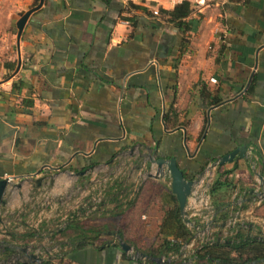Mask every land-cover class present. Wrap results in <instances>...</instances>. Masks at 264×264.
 <instances>
[{"label": "crops", "instance_id": "0c3cea01", "mask_svg": "<svg viewBox=\"0 0 264 264\" xmlns=\"http://www.w3.org/2000/svg\"><path fill=\"white\" fill-rule=\"evenodd\" d=\"M39 3L0 0V179L29 176L48 184L49 174L67 171L80 185H108L126 176L137 192L132 208L143 196L142 217L156 208L159 229L175 200L166 179H141L156 170L150 154L175 156L193 179L210 160L247 145L251 160L235 159L223 169H234L229 177L236 182L237 203L249 197L241 194L243 188L259 189L264 0H206L180 26L153 12L174 9L171 0H43L18 41L17 22ZM247 202L248 208L239 210L242 217L254 232L264 230V201ZM38 211L35 223L20 210L2 211L6 230L0 241L29 244L53 264H163L133 259L113 231L94 244L81 240V246L59 234L48 246L13 240L12 235L41 226L45 236L62 229ZM77 211L80 219L96 214L100 219L105 208ZM108 223L116 224L109 219L98 225ZM223 224L220 232L227 231ZM152 242L131 245L146 250Z\"/></svg>", "mask_w": 264, "mask_h": 264}, {"label": "trees", "instance_id": "16d2710c", "mask_svg": "<svg viewBox=\"0 0 264 264\" xmlns=\"http://www.w3.org/2000/svg\"><path fill=\"white\" fill-rule=\"evenodd\" d=\"M193 10L194 7L192 4L188 1H184L177 4L172 10H159V14L161 15L163 12L165 15L169 16L171 22L180 26L185 22V18L188 17ZM253 88L254 85L251 84L248 92L252 93L254 90ZM223 166L224 165H220L218 167L216 179L211 191L213 204L217 208V221H219V223L227 222L230 216L233 217L236 211L247 209L249 206V203L245 201L237 203L240 195L234 199L232 198L236 182L229 176L233 173L234 169H223ZM251 189L243 188L241 194L249 196V191ZM136 194L135 188L132 187L131 183H128L126 176H122L116 179L113 184L106 185L104 197L101 201H90L87 206L93 207L96 205L99 210L100 208H105L102 217H119L134 207L136 203ZM173 197L175 200V208L166 215L163 223L164 228L159 232L160 234H170L172 237H162L146 250L137 248L139 251L151 254L157 258L162 256L169 258L172 255L178 254L182 246L194 238V231L184 223L178 200L174 194ZM106 203L112 204V206L106 209ZM85 210L83 209L81 211ZM78 211L70 213L71 219H69V223L59 231H53L51 239L55 237V234H59L65 237L71 244L78 243L81 240L94 244L99 235H106L108 231H118L124 238L123 231L117 226L115 229L114 226L116 224L86 225L80 221ZM170 220L174 222L173 226H169L168 222ZM251 226V221L242 217L234 226L228 227V230L231 231L232 234H229L227 237L222 238L217 231L214 241L205 243L201 248L197 249L196 253L193 255L194 264H250L256 260L263 259L264 230L254 232ZM43 230L44 228L41 226L39 230L30 229V231L27 230V232L23 233L21 236L12 235V238L13 240L16 238H21L22 240L37 238L41 240L45 236V233L42 232ZM48 234L49 233H47V235ZM125 241L129 244L132 243L126 239ZM102 243L105 244L106 240ZM77 245L81 246L83 243H78ZM174 260L175 259H173V262ZM173 262L168 264H173ZM44 264L53 263L45 260Z\"/></svg>", "mask_w": 264, "mask_h": 264}, {"label": "rangeland", "instance_id": "374dc122", "mask_svg": "<svg viewBox=\"0 0 264 264\" xmlns=\"http://www.w3.org/2000/svg\"><path fill=\"white\" fill-rule=\"evenodd\" d=\"M49 175L52 177L53 182L48 184H45L42 179L41 184L38 185L34 178H22L9 183L4 196L5 204L1 207L0 215L2 211L16 212L20 210L28 213L31 217L30 222L35 223L37 216L34 215V211L38 209L42 211L41 215L44 221H53L56 227L63 228L69 223L71 212L87 207L88 202L94 201V199L99 202L98 195L100 189L104 187V182H97L93 185H80L81 182L77 183V177L67 171H59ZM132 187L136 188L135 186ZM101 194H103V191H101ZM145 207L146 200L142 196L138 206L129 209L122 216H106L99 219L96 214L79 219L86 225L91 226L114 219L115 229L116 226L119 227L123 231L126 240L147 247L149 246L148 242L153 241L152 243H155L160 237L159 232L162 231V228L159 229V224L162 217H160L156 208L151 211L150 216L142 217L146 212ZM49 239H51V236L46 235L41 240L36 238L29 239V241L36 240L38 243H44L48 246Z\"/></svg>", "mask_w": 264, "mask_h": 264}, {"label": "water", "instance_id": "95a60500", "mask_svg": "<svg viewBox=\"0 0 264 264\" xmlns=\"http://www.w3.org/2000/svg\"><path fill=\"white\" fill-rule=\"evenodd\" d=\"M42 3L43 0H40V3L37 6L29 9L28 11H26L24 14L21 15L19 21L17 22L18 41H20L21 34L23 32L24 26L28 20L29 15L34 10L39 8ZM239 158L251 160L247 145H240L233 151L219 157L218 159L220 161V165H224ZM150 161L156 165V170H155L156 172L154 174L152 172H149L148 176L155 178H164L170 182L171 190L173 194L176 196L179 202L181 213L183 214L188 200V196L193 187L194 180L185 175L184 171L179 166L177 158L175 156L165 158V157H154L153 155L150 154ZM82 172L84 173L86 172V170ZM257 177L260 187L259 189L252 188L249 191V197L244 198V201L246 202L251 201L254 198L259 199L260 201H264V176L258 174ZM41 180L42 178L36 179L38 185L41 184ZM8 184H9V180L7 178L0 179V210L1 207L5 204L4 196ZM1 221L2 218L0 216V222ZM223 225L226 226V223H224ZM113 234L118 239L121 249L124 252H131V257L133 259H155L161 263H165L167 261L166 259H163V257L157 258L151 254L139 251L136 247L125 241V239L122 237V235L119 232H115ZM8 249L19 250L20 252H23V254H21L20 256L21 258L19 257L20 259L17 264H44V257L39 253L33 251L32 247H30L29 244L18 245L8 241H3V242L0 241V254L4 253ZM8 258H11V256L6 257V259L0 257V264H9L11 260ZM168 261L171 262V259H168ZM263 262H264V258L260 260H256L250 264H260ZM187 264H194V263L192 261H189L187 262Z\"/></svg>", "mask_w": 264, "mask_h": 264}, {"label": "built area", "instance_id": "2783aa9c", "mask_svg": "<svg viewBox=\"0 0 264 264\" xmlns=\"http://www.w3.org/2000/svg\"><path fill=\"white\" fill-rule=\"evenodd\" d=\"M184 1L190 2L194 8L201 6L206 2V0H171V2L175 4H179ZM153 12L156 15L159 14L158 9H154ZM219 166V159H212L206 163L202 171L193 178V187L188 196L182 218L186 226L194 231V238L190 242L185 243L178 254L172 255L169 258L162 256L163 259H186V262L192 261L194 263L193 255L196 253L198 248H201L205 243L214 241L216 237L215 233L217 231L220 233L222 238L232 234V232L228 230V227L234 226L237 221L241 220L242 214L241 211H239L235 213L229 221L226 222L227 231L220 232L219 227L222 223L217 221V208L213 204L211 195L212 187L214 185ZM155 172L156 171H154V173ZM141 176L142 179H144L148 176V174L144 173ZM5 178L9 180V183L20 179L14 176H6ZM23 179L33 178L27 176ZM105 185L106 184H104V187L99 191V201H101L104 197V190L106 187ZM101 191H103V194H101ZM94 201L98 202L96 199H94ZM0 216L2 218V221L0 222V224H2L0 226V231L6 230L5 224H3L4 217L2 215Z\"/></svg>", "mask_w": 264, "mask_h": 264}, {"label": "flooded vegetation", "instance_id": "af4514ba", "mask_svg": "<svg viewBox=\"0 0 264 264\" xmlns=\"http://www.w3.org/2000/svg\"><path fill=\"white\" fill-rule=\"evenodd\" d=\"M8 256H11V258H8L11 260L9 264H17L19 259L21 258V252L19 250H11L10 252L7 250L6 252L1 254V258L4 259H6V257Z\"/></svg>", "mask_w": 264, "mask_h": 264}]
</instances>
